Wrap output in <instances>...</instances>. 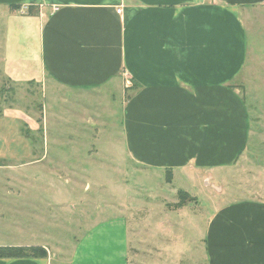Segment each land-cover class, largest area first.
Segmentation results:
<instances>
[{"label":"crops","instance_id":"crops-1","mask_svg":"<svg viewBox=\"0 0 264 264\" xmlns=\"http://www.w3.org/2000/svg\"><path fill=\"white\" fill-rule=\"evenodd\" d=\"M259 6L264 0H0L6 37L0 69L11 86H39L83 107L105 87L118 85L119 98L110 94L123 107V160L148 171L170 170L173 179L177 172L195 176L228 167L248 141L247 111L236 87L247 61L243 12ZM11 115L14 125L15 110L0 114L5 135L10 129L4 121ZM101 118L75 124L99 126ZM17 129L23 134L20 122ZM34 144L27 143L29 151ZM41 146L46 150L49 142ZM27 160L15 165L14 157L0 156L2 221L21 212L15 205L25 197L27 214L45 213L36 208L34 190L49 177L42 169L22 176L15 171L43 165L46 158L29 152ZM42 204L52 207L50 201ZM80 206L82 215L89 213L82 200ZM100 209L74 248L36 238L28 221L26 230L15 231V244L0 242V247L43 253L0 258V264H130L132 243L155 254L144 262L137 253L136 264H264L262 203L217 207L206 223L171 216L184 208L156 210L163 216L155 223L131 220V213L120 209Z\"/></svg>","mask_w":264,"mask_h":264},{"label":"rangeland","instance_id":"rangeland-1","mask_svg":"<svg viewBox=\"0 0 264 264\" xmlns=\"http://www.w3.org/2000/svg\"><path fill=\"white\" fill-rule=\"evenodd\" d=\"M1 19H5L3 12ZM243 22L247 30V61L237 87L248 117L249 137L244 154L228 167H210L208 171L196 172L195 176L177 172L172 183L167 182L166 171H148L121 157L123 107L119 100L112 101L110 94L114 92L119 98L121 89L118 85L105 87L96 99L99 103L90 97L83 107L75 100L62 102L39 86H11L0 69V114L8 109L15 110V124L12 115L4 121L10 129H7L9 135H5L0 127V137L8 143L0 144V156L14 157L15 165H18L28 161L29 152L35 153L36 158L44 155L43 165L24 166L27 168L15 171V175L38 173L42 169L49 177L45 183L36 184L34 190L36 208L41 211L45 208V213L27 214L26 197L23 198L15 205V211L21 212L7 215L5 221L0 220V242L15 244V231L20 227L26 230L29 221L30 226H34L36 238L74 248L85 227L96 222L95 217L99 216L94 212L100 208L103 211L112 207L117 212L120 209L130 212L131 220L151 223L160 221L163 216L156 214V210L184 208L171 216L183 218L185 223L193 222L194 218L197 223H206L210 211L217 207L241 202L264 204V6L244 11ZM3 28V22H0V67L5 58ZM97 114L102 117V125L76 126V119L86 121L88 117V120L96 118ZM19 122L23 134L17 129ZM82 128L83 132L79 131ZM28 142L35 143L34 151H29ZM43 142H49L46 150L41 146ZM18 185L22 186V183ZM180 191L188 193L185 201L179 200ZM44 200L51 202L50 210H47V204L43 206ZM81 200L88 214H81ZM14 221L15 227L12 226ZM131 247L130 264H136L137 253L138 260L145 257L144 262L155 256L151 246V252H140L146 245L139 248L132 243ZM173 264L188 263L179 260Z\"/></svg>","mask_w":264,"mask_h":264},{"label":"trees","instance_id":"trees-1","mask_svg":"<svg viewBox=\"0 0 264 264\" xmlns=\"http://www.w3.org/2000/svg\"><path fill=\"white\" fill-rule=\"evenodd\" d=\"M12 9L15 8H20V7H15V6H11ZM231 88H235V87H231ZM239 88V87H236ZM242 88V87H240ZM246 149V147H244L243 149H241L238 154L237 157L235 159V161L238 160V158L241 156V154L244 152V150ZM166 179L168 183H172L173 180V174L172 171L168 170L166 171ZM188 197V193L184 192V191H180L178 192V198L179 200L183 201L184 199L186 200ZM184 200V201H185ZM43 252H41V249L39 248H23V247H0V258H22V257H28V256H39L41 255Z\"/></svg>","mask_w":264,"mask_h":264}]
</instances>
